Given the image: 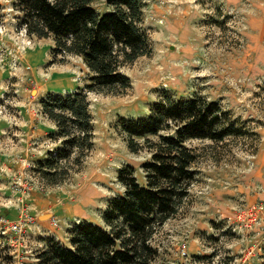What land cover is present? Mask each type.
I'll return each mask as SVG.
<instances>
[{"label": "rangeland", "instance_id": "374dc122", "mask_svg": "<svg viewBox=\"0 0 264 264\" xmlns=\"http://www.w3.org/2000/svg\"><path fill=\"white\" fill-rule=\"evenodd\" d=\"M0 3V264H39L53 239L70 246L78 223L103 225L111 200L125 191L121 168L132 166L145 184L151 157L129 150L120 118L195 95L218 101L239 132L189 141L201 153L196 179L155 236V264H264L263 235L234 229L237 209L264 203V0H144L151 52L122 67L129 87L88 92L93 148L79 163L72 157L66 180L52 185L37 170L60 145L42 100L84 88L90 72L81 57L57 53L52 38L27 34L13 0ZM95 7L110 9L106 0Z\"/></svg>", "mask_w": 264, "mask_h": 264}, {"label": "trees", "instance_id": "16d2710c", "mask_svg": "<svg viewBox=\"0 0 264 264\" xmlns=\"http://www.w3.org/2000/svg\"><path fill=\"white\" fill-rule=\"evenodd\" d=\"M96 1L13 0L27 34L52 38L57 53L81 57L90 72L84 88L42 100L43 114L56 126L50 137L60 141L37 168L51 185L66 180L72 157L79 163L93 148L88 92L129 87L122 67L151 52L144 0H106V11L98 10ZM4 17L0 3V24ZM119 123L131 152L147 149L151 154L143 164L145 184L132 166L121 168L118 180L125 191L111 200L104 224L78 223L70 246L53 239L38 253L39 264H155L160 252L155 236L179 213L196 179L201 153L189 141H222L239 132L233 121H225L218 101L201 95L160 100L150 115L122 117Z\"/></svg>", "mask_w": 264, "mask_h": 264}, {"label": "built area", "instance_id": "2783aa9c", "mask_svg": "<svg viewBox=\"0 0 264 264\" xmlns=\"http://www.w3.org/2000/svg\"><path fill=\"white\" fill-rule=\"evenodd\" d=\"M10 228L13 230L20 229L18 224H12ZM234 229L246 235L254 232L258 233L263 235L264 240V203L254 202L237 209L234 215ZM253 250L249 249L248 251L251 253Z\"/></svg>", "mask_w": 264, "mask_h": 264}, {"label": "crops", "instance_id": "0c3cea01", "mask_svg": "<svg viewBox=\"0 0 264 264\" xmlns=\"http://www.w3.org/2000/svg\"><path fill=\"white\" fill-rule=\"evenodd\" d=\"M2 163H4V165L7 166L6 163H8V162H3V161H2ZM8 164H9V163H8ZM8 166H9V165H8ZM10 167H12V169H15L14 165H13V166H10ZM13 167H14V168H13Z\"/></svg>", "mask_w": 264, "mask_h": 264}, {"label": "water", "instance_id": "95a60500", "mask_svg": "<svg viewBox=\"0 0 264 264\" xmlns=\"http://www.w3.org/2000/svg\"><path fill=\"white\" fill-rule=\"evenodd\" d=\"M47 216V215H46ZM46 216H43V217H46Z\"/></svg>", "mask_w": 264, "mask_h": 264}]
</instances>
